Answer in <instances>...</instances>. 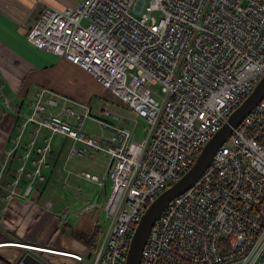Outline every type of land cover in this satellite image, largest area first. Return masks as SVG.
I'll list each match as a JSON object with an SVG mask.
<instances>
[{
	"label": "built area",
	"instance_id": "2783aa9c",
	"mask_svg": "<svg viewBox=\"0 0 264 264\" xmlns=\"http://www.w3.org/2000/svg\"><path fill=\"white\" fill-rule=\"evenodd\" d=\"M42 3L37 0L31 10H41L34 23L23 22L27 39L90 72L145 119L144 132L135 138L137 118L130 119L134 125H117L113 121L122 115L101 108L109 118L95 117L87 101L37 86L22 126H35L33 138L9 195L18 193L23 176L26 194L47 180L55 134L72 140L67 160L105 153L103 175L66 169L67 175L96 183L97 195L108 184L96 250L37 247L65 264H125L148 205L194 164L264 74V0H80L40 9ZM151 85H160L161 100ZM87 119L101 133L85 132ZM43 129L50 133L36 145ZM95 208L92 200L79 212ZM141 264H264V98L233 129L198 181L163 209Z\"/></svg>",
	"mask_w": 264,
	"mask_h": 264
},
{
	"label": "crops",
	"instance_id": "0c3cea01",
	"mask_svg": "<svg viewBox=\"0 0 264 264\" xmlns=\"http://www.w3.org/2000/svg\"><path fill=\"white\" fill-rule=\"evenodd\" d=\"M36 1L0 0V242L17 241L41 247L81 252L87 247L73 234V230L80 225L81 218L77 212L90 199L89 186L92 184L96 192L97 189L99 190L96 183L82 178L88 186V197L81 198L79 195L82 190L80 184L85 186V183L73 174L67 175L72 179L62 188L69 190L72 196L67 199L64 195L61 199L52 201L47 193L49 180L36 183L34 189L26 194L28 179L23 176L16 187L18 193L13 196L9 195L10 183L15 178L22 157L28 151V145L33 138L32 132H34L35 126L28 124L25 129L22 126L24 116L30 111L29 106L37 86H47L61 91L75 100L86 102L92 87L95 82H98L90 72L80 65L63 56L46 51L27 39L28 29L23 22L26 20L28 25H32L40 14L41 10H36L31 14ZM79 1L44 0V4L65 7L77 5ZM43 7L42 3L40 8ZM6 99L10 100L9 106L5 102ZM77 108H81V106L79 105ZM44 130L47 129L41 131L36 145L44 144V137L48 135V133H43ZM61 138L56 140V147H53L56 154L63 153L62 146L66 143L63 140L69 137ZM69 148L64 151L65 164L68 161ZM90 153V156H94L93 152ZM31 156H37L34 148ZM107 160L106 155L103 172L94 170L92 172L99 175L105 174ZM52 163L53 167L48 169L50 174L55 172L56 158ZM29 166L32 167L31 164ZM107 188L108 184L103 190L106 192ZM103 190L101 193L104 192ZM48 202H51L50 206H48ZM69 225L74 229H70ZM53 243L58 246H53ZM7 248L11 252L13 251L9 248L17 249V252H13L12 258L9 259L17 263L23 256L19 250L23 249L7 245L0 247L4 250Z\"/></svg>",
	"mask_w": 264,
	"mask_h": 264
},
{
	"label": "rangeland",
	"instance_id": "374dc122",
	"mask_svg": "<svg viewBox=\"0 0 264 264\" xmlns=\"http://www.w3.org/2000/svg\"><path fill=\"white\" fill-rule=\"evenodd\" d=\"M43 5H45L43 3ZM41 5L39 6V8ZM41 9V8H40ZM137 16H139V13H135ZM153 94L154 96L161 100L163 93L161 91L160 85H151ZM89 92V91H88ZM109 90H106V88L102 87L98 82H95L94 87H92L91 93L86 98V101L92 108V114L95 117H104V118H109L108 115H104L101 113V108H106L112 111L113 113H117L119 115H122L123 118L121 120H114L113 122L117 125H128L127 121H129L130 125H134V121L130 120L133 118H137V125H136V136L135 138H140L144 132V125H145V119L143 117L137 116L134 111L129 108L127 105H125L123 102L119 103V99L115 96H109ZM26 106V105H25ZM84 131L90 134H98L101 133L102 127L99 126V124L95 121H92L90 119H87L84 123ZM43 133H50L48 130H44ZM42 133V134H43ZM61 137H66L61 134H55L54 140H53V147L55 148V142L58 139H62ZM68 138V137H67ZM66 143L62 146V149L64 151H67L69 146L72 143V140L70 138L63 140ZM62 141V142H63ZM56 154L51 157V162L56 158L57 163H56V168L55 172H51L50 170L46 169L45 173L47 175V180H49V188L47 190L49 198L53 200L56 199H61L64 195L68 199L72 196L71 192L69 190H65L62 188L64 187V181L67 178V172L66 169H71V170H77L75 168H84L86 170H89L92 172V170L97 171V172H103L106 164V155L102 152H96L93 151L94 156H90L91 153H87L84 156H76L71 160H68L66 163V167L64 170V165H65V152ZM64 154V155H63ZM63 158V159H62ZM53 165V163H52ZM51 165V166H52ZM53 167V166H52ZM50 176V177H49ZM80 179V177H78ZM72 177L68 178V181H71ZM82 179V178H81ZM84 179H82L83 181ZM85 181V180H84ZM83 181V182H84ZM85 183V182H84ZM81 192L79 193L81 198L88 197L87 193V184L85 183V186L81 183ZM90 192L91 196L90 199L94 201V203L99 207L97 208V216L99 218V221L101 222L102 225H104L106 217H105V212L103 209H101V205L104 204V201L106 199V196L109 194V187L107 188L106 192L101 193V195L98 194V189L96 192V189L93 188V185L91 184L90 186ZM89 199V198H88ZM73 219V217L71 216ZM64 235V234H63ZM62 235V236H63ZM74 235H76L74 233ZM2 244V243H1ZM0 244V245H1ZM6 244V243H3ZM53 246H58V244L53 243ZM60 246V245H59ZM67 246V245H65ZM12 249L13 252H17V249L15 248H9ZM21 254H25L27 250H19ZM1 254L7 258L10 259L13 256V252L9 251L7 249H0ZM38 256H41L43 259L48 261L51 264H65L61 263V261L64 259L61 256H55L52 254L48 253H40L38 251H32ZM92 257H87L88 261H91Z\"/></svg>",
	"mask_w": 264,
	"mask_h": 264
},
{
	"label": "water",
	"instance_id": "95a60500",
	"mask_svg": "<svg viewBox=\"0 0 264 264\" xmlns=\"http://www.w3.org/2000/svg\"><path fill=\"white\" fill-rule=\"evenodd\" d=\"M263 98L264 74L249 95H247L240 105L230 113L222 126L209 138L194 164L177 181L157 195L148 205L132 236L126 264H140L143 248L149 233L163 209L171 200L189 189L202 176L204 171L211 164L217 150L231 135L233 129ZM14 246H16V244ZM26 249L28 251L23 254L16 264H49L32 252L34 248L27 247Z\"/></svg>",
	"mask_w": 264,
	"mask_h": 264
},
{
	"label": "trees",
	"instance_id": "16d2710c",
	"mask_svg": "<svg viewBox=\"0 0 264 264\" xmlns=\"http://www.w3.org/2000/svg\"><path fill=\"white\" fill-rule=\"evenodd\" d=\"M106 90H108V89H106ZM109 93H110L109 96L112 95L115 97V95L110 90H109ZM121 102L122 101L119 99V103H121ZM88 201H86V203ZM96 210H97V208H95L93 210L85 211L82 213L77 212V214H79L78 216L81 218L80 219V225L76 226L75 227L76 229L73 230V234L74 233L76 234L77 238L80 239L85 244V246L91 251V253H93L96 250L98 241H99L100 236L102 235V232H103V225L99 221V218L97 216H95V215H97ZM69 227H70V225H69ZM70 229H74V228L70 227ZM38 252L41 253V251H38ZM0 264H16V262L10 261L9 259L5 258L0 252Z\"/></svg>",
	"mask_w": 264,
	"mask_h": 264
},
{
	"label": "bare ground",
	"instance_id": "6f19581e",
	"mask_svg": "<svg viewBox=\"0 0 264 264\" xmlns=\"http://www.w3.org/2000/svg\"><path fill=\"white\" fill-rule=\"evenodd\" d=\"M197 181H198V180H197ZM197 181H196V182H197ZM193 185H194V184H193ZM193 185H192V186H193ZM192 186H191V187H192ZM7 242H13V241H4V242H2V243H6V244H1L0 247H2V246H4V245H5V246H6V245H12V244H14V245L16 244V246H17V244H18V245H19L18 247H20V248H27V247L36 248V247H32V246H28V245H23V244H19V243H7ZM15 242H17V241H15ZM0 243H1V242H0ZM14 245H12V246H14ZM20 245H21V246H20ZM29 245H31V244H29ZM24 246H26V247H24ZM40 249H42L41 251L44 250L43 248H40ZM141 261H142V258H141ZM125 264H126V263H125ZM140 264H141V262H140Z\"/></svg>",
	"mask_w": 264,
	"mask_h": 264
}]
</instances>
